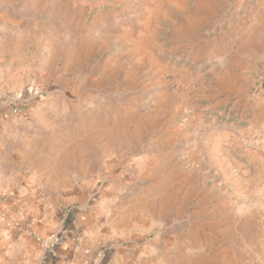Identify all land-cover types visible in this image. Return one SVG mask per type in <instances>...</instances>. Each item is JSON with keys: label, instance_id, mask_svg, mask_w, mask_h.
Segmentation results:
<instances>
[{"label": "rangeland", "instance_id": "obj_1", "mask_svg": "<svg viewBox=\"0 0 264 264\" xmlns=\"http://www.w3.org/2000/svg\"><path fill=\"white\" fill-rule=\"evenodd\" d=\"M0 199L37 244L49 210L120 262L264 264V0H0Z\"/></svg>", "mask_w": 264, "mask_h": 264}, {"label": "crops", "instance_id": "obj_2", "mask_svg": "<svg viewBox=\"0 0 264 264\" xmlns=\"http://www.w3.org/2000/svg\"><path fill=\"white\" fill-rule=\"evenodd\" d=\"M2 200L0 199V204H3ZM48 211L42 212L41 216L32 211L28 212L29 217L34 221L33 232L42 236L43 240H47L43 244H37L25 231H21V228H11L10 224L14 222L13 219L17 218L18 215H13V213L6 215L0 207V212L6 219L5 223L0 224V264H67L70 261L77 264L83 257L82 247L87 245L92 248L89 255L91 264H128L126 261L120 262L121 260L115 258V255L117 257V253L120 252L121 255H125L124 259H127L129 254L126 252L125 254L123 251L113 252L108 250L103 255V250L99 252L96 249L102 241L115 238V233L101 235L97 231L93 232L92 228L86 227V231L90 235L89 241H86L80 234L78 235L73 222L71 226H68L65 222L59 225L56 234L50 235L54 225L48 217ZM152 248L149 245H142L138 250L137 258L140 259L141 257L143 264H155L151 258L145 259L142 257L151 254Z\"/></svg>", "mask_w": 264, "mask_h": 264}, {"label": "built area", "instance_id": "obj_3", "mask_svg": "<svg viewBox=\"0 0 264 264\" xmlns=\"http://www.w3.org/2000/svg\"><path fill=\"white\" fill-rule=\"evenodd\" d=\"M16 109H14L13 110V112L15 111ZM5 218L3 217V215H2V213L0 212V224H2V223H5ZM10 227L11 228H16L17 227V225L15 226V225H12V224H10ZM38 242H41L42 243V241H40V239H36ZM43 243H44V241H43ZM84 253L85 254H89V251H84ZM69 264H76V263H73V262H70ZM77 264H91V262H90V260L88 259V258H85V259H83L80 263H77Z\"/></svg>", "mask_w": 264, "mask_h": 264}, {"label": "trees", "instance_id": "obj_4", "mask_svg": "<svg viewBox=\"0 0 264 264\" xmlns=\"http://www.w3.org/2000/svg\"><path fill=\"white\" fill-rule=\"evenodd\" d=\"M12 108V107H11ZM11 111V109L9 110V112ZM69 214V213H68ZM69 216V215H68ZM68 226H71L72 225V219H68L67 220V223H66Z\"/></svg>", "mask_w": 264, "mask_h": 264}]
</instances>
